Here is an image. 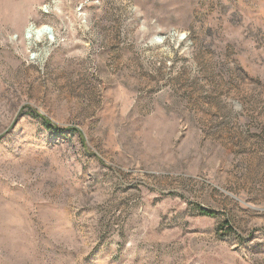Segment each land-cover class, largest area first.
I'll return each mask as SVG.
<instances>
[{
	"label": "rangeland",
	"instance_id": "rangeland-1",
	"mask_svg": "<svg viewBox=\"0 0 264 264\" xmlns=\"http://www.w3.org/2000/svg\"><path fill=\"white\" fill-rule=\"evenodd\" d=\"M0 264H264V0H0Z\"/></svg>",
	"mask_w": 264,
	"mask_h": 264
},
{
	"label": "trees",
	"instance_id": "trees-1",
	"mask_svg": "<svg viewBox=\"0 0 264 264\" xmlns=\"http://www.w3.org/2000/svg\"><path fill=\"white\" fill-rule=\"evenodd\" d=\"M37 116H39V115L37 114L36 117ZM47 122L48 121H45L43 124H45V125H47V126L50 127L51 125L48 124ZM197 208H198L199 213L202 214V215L215 216L217 214V211L216 210L209 209V208H206V207L201 206V205H199Z\"/></svg>",
	"mask_w": 264,
	"mask_h": 264
},
{
	"label": "bare ground",
	"instance_id": "bare-ground-1",
	"mask_svg": "<svg viewBox=\"0 0 264 264\" xmlns=\"http://www.w3.org/2000/svg\"><path fill=\"white\" fill-rule=\"evenodd\" d=\"M42 31H43V29L41 28V29L35 30V33L40 34V33H42Z\"/></svg>",
	"mask_w": 264,
	"mask_h": 264
}]
</instances>
